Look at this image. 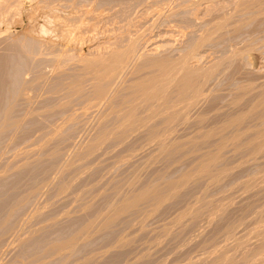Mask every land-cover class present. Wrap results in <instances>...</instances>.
I'll return each instance as SVG.
<instances>
[{
	"label": "rangeland",
	"instance_id": "1",
	"mask_svg": "<svg viewBox=\"0 0 264 264\" xmlns=\"http://www.w3.org/2000/svg\"><path fill=\"white\" fill-rule=\"evenodd\" d=\"M105 1L5 0L7 11L2 12V16L0 14V264H263L264 109L258 105V97L264 92L263 13L250 15L253 19L255 17L254 20L251 18L253 22L250 18L246 20L249 17V14L246 16L247 13H243V17L242 12H237L241 13L238 14L239 17L236 11L231 12L238 0H221L225 4H221L220 0ZM220 8L223 10L220 11ZM226 13H229L228 17L225 16ZM232 15L235 19L236 16L239 18L231 20ZM220 16L227 17L229 27L227 23H223L224 27L215 32V23L219 22ZM241 17V20L249 23L245 21L244 26L240 21ZM185 18L189 20L186 21ZM214 19H218L217 22L213 23ZM184 21L186 22L183 23ZM232 24L238 28L241 25L240 28L244 30L235 28ZM209 26L214 33L211 34V39L196 50L190 64L194 68L197 66L206 69L214 62L218 63L221 59L224 61L210 77L213 81H207L204 96L195 99V105L189 108L187 123L177 124L171 129L165 138L170 142L164 140L168 145L173 140L181 143V148L172 151L173 155L171 152L167 154L164 151V141L158 145L156 141L150 140L151 130L158 133L166 131L163 127L165 125L156 124L159 117L144 126L128 130V133L125 131L127 134H122L125 137L121 135L117 138L122 129L119 123L122 114L120 110L125 99L130 98L127 96L131 92L130 87L154 73L155 67L150 65L153 58L155 61L157 57L158 60L177 59L189 50L190 43L192 45L201 35L209 32ZM121 42L125 44L122 45ZM129 44L135 46V58L120 75L113 76V80L109 78L108 92L98 97L96 93H92L95 75L90 73L91 70L84 69L86 64L98 58H106L112 47L120 49ZM248 45L252 47L249 55L234 56V53ZM141 64L145 66L142 67ZM105 80L107 84L109 80ZM246 85L250 86L249 89ZM52 87L57 89L53 90ZM73 88L79 91L73 93ZM243 89H248V92ZM253 104L259 107L255 108ZM237 116L242 118L243 123L241 119L240 124L228 122ZM228 123L235 125L229 126ZM103 133H108V136L99 139ZM209 133L211 134L208 136ZM256 133L258 137L261 135L262 142L256 137ZM237 134L240 140L234 138ZM205 135L208 136L207 140L203 139ZM254 136L259 141L253 140ZM195 137L199 139L192 142ZM98 139L100 141L97 143H100L93 146ZM187 141L189 143H185ZM248 141L254 142H249L252 148L256 147L254 150H250ZM221 142H225L221 150L216 149L217 143ZM257 142H261V146L258 144L260 148H257ZM90 146L92 151L89 150ZM191 147L193 148L190 149ZM210 150H216L212 154L217 153L215 162H218L213 167L215 169H211V176L199 177L191 170L209 158ZM217 155H220L219 159ZM185 173L191 179L184 186L175 187L179 182L178 178H184ZM168 183L174 184L170 186ZM148 186L156 187L162 193L164 198L161 203L142 200L135 207L116 214V208L126 198L128 200V197H134L135 193ZM113 213L111 222L104 226V218ZM71 238L73 241L67 243Z\"/></svg>",
	"mask_w": 264,
	"mask_h": 264
},
{
	"label": "bare ground",
	"instance_id": "2",
	"mask_svg": "<svg viewBox=\"0 0 264 264\" xmlns=\"http://www.w3.org/2000/svg\"><path fill=\"white\" fill-rule=\"evenodd\" d=\"M9 1V0H8ZM66 1V0H65ZM107 1V0H106ZM105 1V2H106ZM109 1V0H108ZM185 1V0H184ZM190 1V0H189ZM206 1H209V2H211V1H213V0H206ZM228 1V0H227ZM235 0H233V2H234ZM13 2V1H12ZM104 2V3H105ZM134 2V1H133ZM153 2V1H152ZM157 2V1H156ZM181 2V1H180ZM183 2V1H182ZM188 2V1H187ZM187 2L186 3H184V4H187ZM215 2H216V0H215ZM218 2V1H217ZM223 2H224V0H223ZM237 3L234 5V7H233V9L234 10H232L231 12H234V11H236V13L237 12H242V15H243V13H247L246 14V16L248 15L249 17L248 18H246V20L248 19L249 20V18H250V20H251V18L253 19V17H250V15H258V14H260V13H263V15H264V0H238V1H236ZM110 3V2H109ZM114 3V2H113ZM135 3V2H134ZM194 3V2H193ZM203 3V2H202ZM220 3H221V0H220ZM226 3V2H225ZM225 3H221V4H225ZM231 3V2H230ZM8 4V3H7ZM13 4V3H12ZM133 4V3H132ZM213 4V3H212ZM189 5V4H188ZM210 5V4H209ZM214 5H216V3L214 4ZM217 5H218V3H217ZM131 6V5H130ZM186 6V5H185ZM184 6V7H185ZM227 6V5H226ZM59 7V6H58ZM176 7V6H175ZM210 7V6H209ZM60 8V7H59ZM190 8V7H189ZM98 9V8H97ZM123 9V8H122ZM205 9H207V8H205ZM210 9V8H209ZM208 9V10H209ZM214 9V8H213ZM213 9H211V11L213 10ZM219 9V8H218ZM183 10V9H182ZM188 10V9H187ZM186 10V11H187ZM221 10H223L222 8H220V11ZM4 11H7V5H5V0H0V14H1V16H2V12H4ZM135 11V10H134ZM191 11V10H190ZM145 12V11H144ZM180 12V11H179ZM192 12V11H191ZM230 12V13H231ZM42 13V12H41ZM53 13V12H52ZM175 13V12H174ZM189 13V12H188ZM200 13V12H199ZM221 13V12H220ZM225 13V12H224ZM235 13V12H234ZM126 14V13H125ZM130 14V13H129ZM173 14V13H172ZM181 14H183V13H181ZM196 14V13H195ZM229 14V13H228ZM227 13H226V15L225 16H227L228 15ZM241 15V13H237V15ZM4 15V14H3ZM193 15V14H192ZM219 15V14H218ZM224 15H222L223 17H224ZM235 15V14H234ZM234 15H232V16H234ZM238 15V16H239ZM252 15V16H253ZM131 16V15H130ZM194 16V15H193ZM192 16V17H193ZM217 16V15H216ZM222 16H220L219 17V22H217V20H215L216 19V17H214L215 19V21L213 20V23L214 22H217V23H215V27H214V30H216L215 32H217V30L218 31H220V28H222V27H224V25L227 23V26H228V22L226 21L227 19V17H225V18H223ZM230 16V15H229ZM231 16V17H232ZM238 16H236V19L237 18H239ZM107 17V16H106ZM116 17V16H115ZM161 17V16H160ZM222 17V18H221ZM230 17V19L231 20H233V19H235V16L233 17V18H231ZM243 17H244V15H243ZM258 17H260V15L258 16ZM44 18V17H43ZM184 18V17H183ZM191 18V17H190ZM220 18H221V20H220ZM80 19V18H79ZM109 19H110V17H109ZM118 19V18H117ZM186 19V18H185ZM229 19V18H228ZM229 19V21H231ZM235 19V20H236ZM242 19V17L240 18V21H242V23L244 24V22L246 21L245 20V18H243L245 21H243V20H241ZM254 19H255V17H254ZM253 19V20H254ZM73 20V19H72ZM106 20V19H105ZM189 20V19H188ZM187 19H186V21H188ZM192 20H194V19H192ZM191 20V21H192ZM212 20V19H211ZM259 20V19H258ZM41 21V20H40ZM146 21V20H145ZM183 21V20H182ZM186 21H184L183 23H185ZM190 21V22H191ZM226 21V22H225ZM239 21V22H240ZM252 21V20H251ZM257 21V20H256ZM49 22V21H48ZM69 22V21H68ZM195 22V21H194ZM193 22V23H194ZM196 22H198V21H196ZM210 22V21H209ZM238 22V21H237ZM246 22H248V21H246ZM253 22V21H252ZM98 23V22H97ZM132 23V22H131ZM161 23V22H160ZM213 23H212V27H213ZM223 23H225L224 25H223ZM229 23H231V22H229ZM249 23V22H248ZM258 23V22H257ZM262 24H263V22H261ZM260 23V24H261ZM35 23H33V25H34ZM48 24V23H47ZM190 24V23H189ZM195 24H197V23H195ZM239 24V23H238ZM237 24V25H238ZM59 25V24H58ZM128 25V24H127ZM185 25V24H184ZM202 25H204V24H202ZM223 25V26H222ZM233 25V24H232ZM249 25V24H248ZM60 26V25H59ZM101 26V25H100ZM163 26V25H162ZM183 26V25H182ZM187 26V25H186ZM194 26V25H193ZM193 26H191V27H193ZM231 26V25H230ZM233 26H235V25H233ZM240 27H242L241 25H239ZM244 26H245V24H244ZM247 26V25H246ZM49 27V26H48ZM124 27V26H123ZM226 27V26H225ZM229 27V26H228ZM238 28V26L236 27L235 26V28H238V29H241L242 30V28ZM36 28V27H35ZM50 28V27H49ZM61 28V27H60ZM126 28V27H125ZM184 28V27H183ZM182 28V29H183ZM186 28V27H185ZM188 28V27H187ZM190 28V27H189ZM202 28H204V27H202ZM209 28H210V26H209ZM233 28V27H232ZM234 28V29H235ZM251 28V27H250ZM66 29V28H65ZM84 29V28H83ZM205 29H207V28H205ZM224 29V28H223ZM233 29V30H234ZM246 29V28H245ZM258 29V28H257ZM150 30V29H149ZM148 30V31H149ZM208 30V29H207ZM206 30V31H207ZM210 30H211V32H210ZM210 30H208L209 32L207 33H205L204 35H201V37H199L198 39H196V41H194V43H192V45H191V43H190V46H189V50H187V52H184V54L183 55H181V56H179V55H177V56H179L177 59L176 58H174V59H166V60H158V57H157V60L155 61V58H153V60L154 61H151L150 62V65H152V67H155V69H153V71H154V73L152 74V75H150V77L148 78V79H145V80H140V82H138L137 84L135 83V85H133L132 87H130V88H132L131 89V92L130 93H128V95H127V92H126V95L127 96H130V98L129 97H127L126 99H125V102L123 101L124 100V98H123V102H124V106L121 108V112H122V114H121V122L119 121V123H120V126H121V130H120V135H119V137H117V138H120V136L123 134H127L128 133V130H130V129H132V128H134V127H141V125L142 126H144V125H146L147 123H149L151 120H154V118L155 119H157L158 117L160 118V120H158V122L156 123V124H162V125H165V126H163L165 129L164 130H166L165 132H155V131H152L151 130V133H150V140L152 141V140H154V141H156L157 142V144L158 143H164L167 139H165V138H167L168 137V134H170L169 132L171 131V129H173V127H175V126H177V124H184V123H187V120H188V111L190 110L189 108L190 107H192L193 105H195V99H197L198 97H201V96H204V94L206 93V84H208L207 83V81L208 80H212L210 77L213 75V73L218 69V67H220V65H221V63H223V61L224 60H220V62L218 61V63L217 62H214V64L213 65H211V66H208L209 68H206V69H201L200 67L198 68L197 66V68L195 67L194 68V66L192 65V64H190V60L192 59V57L194 56V54H195V52H196V50L198 49L199 50V48L200 47H202V45L204 44V42L205 41H207L210 37H211V34H213L214 32V30H213V28H210ZM213 30V31H212ZM229 30L231 31V29L229 28ZM232 30V32H234ZM240 30V31H241ZM243 30H244V28H243ZM242 30V31H243ZM45 31V30H44ZM65 32H66V30H64ZM63 31V32H64ZM128 31V30H127ZM226 31V30H225ZM229 31V32H230ZM236 31V30H235ZM239 31V32H240ZM65 32L63 33L64 35H65ZM124 32V31H123ZM227 32V31H226ZM237 32H238V30H237ZM259 32H260V30H259ZM69 33H70V31H69ZM220 33V32H219ZM241 33V32H240ZM73 35V34H72ZM103 35V34H102ZM119 35V34H118ZM126 35H128V34H126ZM224 35V34H223ZM239 35V34H238ZM71 36V35H70ZM99 36V35H98ZM121 36V35H120ZM124 36V35H123ZM153 36V35H152ZM198 36V35H197ZM219 36V35H218ZM245 36V35H244ZM58 37V36H57ZM69 37V36H68ZM115 37V36H114ZM119 37V36H118ZM127 37V36H126ZM130 37V36H129ZM128 37V38H129ZM143 37V36H142ZM195 37V36H194ZM213 37V36H212ZM220 37V36H219ZM240 37V36H239ZM246 37V36H245ZM121 38V37H120ZM128 38H127V41H128ZM259 38V37H258ZM131 39V38H130ZM133 39V38H132ZM143 39V38H142ZM188 39V38H187ZM211 39V38H210ZM227 39V38H226ZM238 39V38H237ZM261 39V38H260ZM54 40V39H53ZM121 40V39H120ZM119 40V41H120ZM123 40V39H122ZM124 40H126L125 38H124ZM247 40V39H246ZM31 41V40H30ZM34 41V40H33ZM37 41V40H36ZM114 41V40H113ZM191 41H193V40H191ZM230 41H232V40H230ZM234 41V40H233ZM98 42V41H97ZM109 42V41H108ZM123 42V41H122ZM121 42V43H122ZM211 42H212V40H211ZM237 42V41H236ZM259 42V41H258ZM112 43V42H111ZM120 43V44H121ZM138 43V42H137ZM206 43V42H205ZM255 43V42H254ZM261 43V42H260ZM23 44V43H22ZM77 44V43H76ZM82 44V43H81ZM115 44V43H114ZM123 44H125V42L124 43H122V45ZM155 44V43H154ZM214 44V43H213ZM217 44V43H216ZM40 45V44H39ZM38 44H37V46H39ZM107 45V44H106ZM118 45H119V42H118ZM148 45V44H147ZM250 45V44H249ZM249 45L248 46H246V47H244L245 49H242L241 48V50L239 51L238 50V52H236V53H234V56H236V57H239V56H243V55H249V53H250V50H252V47H249ZM30 46H31V44H30ZM117 46V45H116ZM145 46V45H144ZM210 46V45H209ZM214 46V45H213ZM256 46V45H255ZM259 46V45H258ZM44 47V46H43ZM79 47V46H78ZM101 47V46H100ZM115 47V46H114ZM122 47V46H121ZM124 47V46H123ZM159 47V46H158ZM48 48V47H47ZM52 48V47H51ZM60 48V47H59ZM64 48V47H63ZM82 48V47H81ZM98 48V47H97ZM154 48V47H153ZM156 48V47H155ZM205 48V47H204ZM255 47H253V49H254ZM22 49V48H21ZM34 49H35V45H34ZM33 49V50H34ZM40 49V48H39ZM38 49V50H39ZM137 49V48H136ZM175 49V48H174ZM258 49V48H257ZM19 50V49H18ZM23 50V49H22ZM53 50V49H52ZM197 50V51H198ZM35 51V50H34ZM107 51V50H106ZM184 51V50H183ZM224 51V50H223ZM257 51V50H256ZM100 52V51H99ZM174 52V51H173ZM207 52V51H206ZM222 52V51H221ZM29 53V52H28ZM39 53V52H38ZM108 53V52H107ZM166 53V52H165ZM101 54V53H100ZM155 54V53H154ZM14 55V54H13ZM54 55V54H53ZM87 55V54H86ZM221 55V54H220ZM17 56H19V55H17ZM71 56V55H70ZM99 56V55H98ZM102 56H104V55H102ZM106 56V55H105ZM157 56V55H156ZM222 56H224V55H222ZM61 57V56H60ZM69 57V56H68ZM97 57V56H96ZM95 57V58H96ZM101 57V56H100ZM160 57V56H159ZM163 57V56H162ZM168 57H170V56H168ZM226 57V56H225ZM232 57V56H231ZM42 58H43V56H42ZM135 58V46L133 45V44H129V45H127L126 47H124V48H120V49H118V48H111V51L109 52V54H108V56L105 58H98V59H96V60H92L91 62H89V63H87L86 64V68H84V69H88V70H91V72L90 73H94L93 75H95V84H94V92H92V93H96L95 95H97L98 97H102L105 93H106V91H107V89H108V84L110 83V79H112L113 78V76H116L117 74L118 75H120V73L121 72H123V70H124V68H126L130 63V61L131 60H133ZM233 58H235V57H233ZM17 59H21V58H17ZM23 59V58H22ZM21 59V60H22ZM31 59V58H30ZM82 59V58H81ZM87 59V58H86ZM148 59H150V58H148ZM147 59V60H148ZM161 59V58H160ZM164 59V58H163ZM201 59V58H200ZM231 59V58H230ZM15 60V59H14ZM216 60V59H215ZM228 60V59H227ZM238 60V59H237ZM16 61V60H15ZM143 61V60H142ZM145 61V60H144ZM192 61V60H191ZM194 61H195V59H194ZM228 61H230V60H228ZM227 61V62H228ZM245 61V60H244ZM14 62V61H13ZM49 62V61H48ZM76 62V61H75ZM79 62V61H78ZM148 63H149V61H147ZM28 63V62H27ZM144 62H142V64H143ZM229 63V62H228ZM234 63V62H233ZM38 64V63H37ZM43 64H44V62H43ZM141 64V65H142ZM144 64H146V62L144 63ZM230 64H232V63H230ZM250 64V63H249ZM1 65H3V64H1ZM9 65V64H8ZM36 65V64H35ZM53 65V64H52ZM136 65V64H135ZM148 65V64H147ZM10 66V65H9ZM83 66H85V65H83ZM145 66V65H144ZM143 65H142V67H144ZM149 66V65H148ZM224 66H225V63H224ZM237 66V65H236ZM12 67V66H11ZM46 67V66H45ZM60 67V66H59ZM63 67H65V66H63ZM136 67H138V65L136 66ZM151 67V66H150ZM15 68V67H14ZM38 68V67H37ZM133 68V67H132ZM225 68H227V67H225ZM231 68V67H230ZM242 68V67H241ZM12 69V68H11ZM35 69V68H34ZM71 69V68H70ZM137 69H139V68H137ZM137 69H136V71H137ZM142 69V68H141ZM151 69V68H150ZM150 69H148V70H150ZM15 70H17V69H15ZM20 70V69H19ZM36 70V69H35ZM87 70V71H88ZM140 70V69H139ZM237 70V69H236ZM6 71V70H5ZM22 71V70H21ZM21 71H20V73H21ZM39 71H41V70H39ZM86 71V72H87ZM93 71V72H92ZM132 71V70H131ZM151 71V70H150ZM149 71V72H150ZM152 71V72H153ZM14 72V71H13ZM32 72H34V71H32ZM129 72H130V70H129ZM138 72V71H137ZM6 73V72H5ZM16 73V72H15ZM69 73V72H68ZM146 73H147V71H146ZM151 73V72H150ZM216 73V72H215ZM219 73V72H218ZM217 73V74H218ZM226 73V72H225ZM233 73V72H232ZM22 74V73H21ZM73 74V73H72ZM230 74H231V72H230ZM40 75V74H39ZM69 75V74H68ZM117 75V76H118ZM219 75V74H218ZM217 75V76H218ZM254 75V74H253ZM262 75H264L263 73H262ZM15 76V75H14ZM48 76V75H47ZM62 76V75H61ZM70 76V75H69ZM85 76V75H84ZM87 76V75H86ZM90 76V75H89ZM125 76V75H124ZM146 76V75H145ZM225 76V75H224ZM228 76V75H227ZM6 77V76H5ZM18 77V76H17ZM17 77H16V79H17ZM45 77V76H44ZM55 77V76H54ZM67 77V76H66ZM73 77V76H72ZM127 77V76H126ZM142 77H144L143 75H142ZM221 77V76H220ZM255 77V76H254ZM258 77H261V76H258ZM110 78V79H109ZM229 78V77H228ZM247 78V77H246ZM60 79V78H59ZM69 79V78H68ZM82 79V78H81ZM105 79H108L109 81H108V83L106 84L105 82H106V80ZM139 79V78H138ZM258 79V78H257ZM261 79V78H260ZM55 80V79H54ZM57 80V79H56ZM73 80V79H72ZM80 80V79H79ZM105 80V81H104ZM113 80V79H112ZM253 80V79H252ZM256 80V79H255ZM44 81V80H43ZM77 81V80H76ZM89 81V80H88ZM213 81V80H212ZM251 81V80H250ZM1 82V81H0ZM13 82V81H12ZM23 82V81H22ZM26 82V81H25ZM29 82V81H28ZM31 82V81H30ZM133 82H134V80H133ZM132 82V83H133ZM222 82V81H221ZM38 83V82H37ZM65 83V82H64ZM93 83H94V81H93ZM9 84V83H8ZM16 84H17V82H16ZM27 84V83H26ZM25 84V85H26ZM73 84V83H72ZM112 84V83H111ZM255 84H256V82H255ZM31 85V84H30ZM49 85V84H48ZM76 86H77V84H75ZM115 85V84H114ZM221 85V84H220ZM51 86V85H50ZM75 86V87H76ZM93 86V85H92ZM244 86V85H243ZM247 86V85H246ZM245 86V87H246ZM7 87V86H6ZM14 87V86H13ZM74 87V86H73ZM117 87V86H116ZM249 87L250 86H247V88L249 89ZM64 88V87H63ZM62 88V89H63ZM71 88V87H70ZM77 88V87H76ZM76 88H73L75 91H73V89H72V91H73V93H76L77 91H79V89L78 90H76ZM81 88V87H80ZM91 88V87H90ZM113 87H111V89H112ZM218 88V87H217ZM237 88V87H236ZM242 88V87H241ZM244 88V87H243ZM52 89H53V87H52ZM51 89V90H52ZM55 89H57V88H55ZM55 89H53V90H55ZM223 89V88H222ZM248 89H243V90H248ZM260 90H261V88H259ZM258 89V90H259ZM86 90V89H85ZM241 90V89H240ZM242 90V91H243ZM263 90V89H262ZM17 91V90H16ZM16 91H14V92H16ZM21 91V90H20ZM129 91H130V89H129ZM49 92V91H48ZM55 92V91H54ZM108 92V91H107ZM241 92V91H240ZM243 92H245V91H243ZM248 92V91H247ZM247 92H246V94H247ZM30 93V92H29ZM69 93V92H68ZM72 93V94H73ZM115 93H116V91H115ZM264 93V92H263ZM261 94L262 96H260V97H258V102H259V106L261 107H263L262 109H264V94ZM45 94V93H44ZM84 94V93H83ZM86 94H87V92H86ZM113 94V93H112ZM121 94V93H120ZM89 95V94H88ZM94 95V96H95ZM243 95H244V93H243ZM249 95V94H248ZM20 96V95H19ZM67 96V95H66ZM84 96V95H83ZM96 96V97H97ZM106 96V95H105ZM25 97V96H24ZM89 97V96H88ZM96 97H94V99L96 98ZM112 97V96H111ZM125 97V96H124ZM211 97V96H210ZM240 97V96H239ZM62 98V97H61ZM91 98V97H90ZM104 98V97H103ZM260 98V99H259ZM25 99V98H24ZM69 99V98H68ZM99 99V98H98ZM97 99V100H98ZM101 99V98H100ZM121 99V98H120ZM72 100V99H71ZM238 100V99H237ZM8 101V100H7ZM18 101V100H17ZM51 101V100H50ZM235 101H236V99H235ZM253 101V100H252ZM86 102V101H85ZM123 102H121V104H123ZM196 102H197V100H196ZM202 102V101H201ZM251 102V101H250ZM249 102V103H250ZM257 102V103H258ZM55 103H56V101H55ZM90 103V102H89ZM97 103V102H96ZM242 103H244L243 101H242ZM32 104H33V102H32ZM102 104V103H101ZM115 104H116V102H115ZM114 104V105H115ZM218 104V103H217ZM231 104V103H230ZM73 105H74V103H73ZM250 105V104H249ZM254 105V104H253ZM110 106V105H109ZM207 106V105H206ZM255 106V105H254ZM253 106V107H254ZM256 106H257V104H256ZM256 106H255V108H256ZM259 106H257V107H259ZM30 107V106H29ZM72 107V106H71ZM6 108V107H5ZM45 108V107H44ZM13 109H15L14 108V106H13ZM30 109V108H29ZM72 109V108H71ZM107 109V108H106ZM141 109V110H140ZM258 109V108H257ZM2 110V109H1ZM109 110V109H108ZM251 110H253V109H250V111ZM4 111V110H3ZM8 111V110H7ZM72 111V110H71ZM106 111V110H105ZM114 111H115V108H114ZM262 111V110H261ZM264 111V110H263ZM262 111V112H263ZM63 112V111H62ZM104 112V111H103ZM193 112V111H192ZM233 112V111H232ZM244 112V111H243ZM249 112V111H248ZM259 112V111H258ZM67 113V112H66ZM101 113V112H100ZM106 113V112H105ZM115 113V112H114ZM117 113V112H116ZM120 113V112H119ZM197 113V112H196ZM199 113H201V112H199ZM230 113V112H229ZM246 113H247V111H246ZM261 113V112H260ZM252 114H253V112H252ZM10 115V114H9ZM103 115V114H102ZM239 115H240V113H239ZM244 116H246L245 114H243ZM242 115V116H243ZM257 115V114H256ZM263 115V114H262ZM19 116V115H18ZM73 116V115H72ZM78 116H79V114H78ZM107 116V115H106ZM235 116V115H234ZM243 116V119L245 118ZM247 116H249V115H247ZM63 117V116H62ZM69 117V116H68ZM76 117V116H75ZM206 117V116H205ZM222 117H223V115H222ZM255 117V116H254ZM257 117H258V115H257ZM80 118V117H79ZM92 118V117H91ZM197 118V117H196ZM231 118V117H230ZM249 118V117H248ZM262 118H264V117H262ZM261 118V119H262ZM5 119V118H4ZM57 119V118H56ZM115 119V118H114ZM234 120L233 121H228V122H236L237 124H240V122L242 121V123H243V120H242V118H240L239 116H237V118L235 119V118H233ZM240 119H241V121H240ZM247 119V118H246ZM253 119V118H252ZM60 120V119H59ZM113 120V119H112ZM223 120V119H222ZM255 120H258V118L257 119H255ZM17 121V120H16ZM83 121V120H82ZM203 121V120H202ZM247 121V120H246ZM249 121V120H248ZM57 122H59V121H57ZM115 122V121H114ZM198 122V121H197ZM239 122V123H238ZM264 122V121H263ZM19 123V122H18ZM215 123V122H214ZM227 123V122H226ZM247 123V122H246ZM262 123V122H261ZM20 124V123H19ZM229 124H232V123H228L227 125H229ZM260 124V123H259ZM110 125V124H109ZM149 125V124H148ZM209 125V124H208ZM207 125V126H208ZM233 125V124H232ZM235 125V124H234ZM233 125V126H234ZM244 125V124H243ZM243 125H241V126H243ZM248 125V124H247ZM261 125V124H260ZM1 126V125H0ZM48 126V125H47ZM72 126V125H71ZM153 126V125H152ZM193 126V125H192ZM219 126V125H218ZM223 126V125H222ZM230 126V125H229ZM232 126V127H233ZM238 126H240V125H238ZM254 126V125H253ZM5 127V126H4ZM6 127H7V125H6ZM73 127V126H72ZM147 127V126H146ZM156 127V126H155ZM154 127V128H155ZM188 127V126H187ZM212 127H214L213 125H212ZM217 127V126H216ZM243 127H245V126H243ZM249 127V126H248ZM262 127H264V126H262ZM19 128V127H18ZM38 128V127H37ZM105 128V127H104ZM193 128V127H192ZM205 128V127H204ZM220 129H221V126L219 127ZM226 128V127H225ZM230 128V127H229ZM228 128V129H229ZM233 128H235V127H233ZM256 128V127H255ZM258 128V127H257ZM152 129V128H151ZM157 129V128H156ZM155 129V130H156ZM187 129H189V128H187ZM245 129V128H244ZM243 129V130H244ZM261 129V128H260ZM21 130V129H20ZM59 130V129H58ZM69 130H71V129H69ZM93 130V129H92ZM154 130V129H153ZM163 130V131H164ZM183 130V129H182ZM186 130V129H185ZM196 130V129H195ZM212 131H213V129H211ZM224 130V129H223ZM249 130V129H248ZM263 130V129H262ZM262 130L260 131L261 132V134H262ZM66 131H68V130H66ZM125 131H127V133L125 132ZM132 131V130H131ZM159 131V130H158ZM199 131V130H198ZM209 131V130H208ZM212 131H210L211 133H212ZM219 131V130H218ZM228 131V130H227ZM238 131V130H237ZM258 131V130H257ZM21 132H22V130H21ZM74 132V131H73ZM98 132V131H97ZM106 132V131H105ZM150 132V131H149ZM214 132H216V131H214ZM232 132V131H231ZM25 133V132H24ZM28 133V132H27ZM48 133V132H47ZM82 133V132H81ZM183 133V132H182ZM206 133H207V131H206ZM211 133H209L208 134V136L211 134ZM219 133H220V131H219ZM230 133V132H229ZM241 133H242V131H241ZM247 133V132H246ZM253 133V132H252ZM259 133V132H258ZM258 133H256V137L257 138H259V140H260V137H261V135L259 134V136L260 137H258L257 135H258ZM22 134V133H21ZM88 134V133H87ZM94 134H95V132H94ZM100 134V133H99ZM108 134V133H107ZM106 134V135H107ZM137 134V133H136ZM149 134V133H148ZM147 134V135H148ZM221 134V133H220ZM223 134H224V132H223ZM228 134V133H227ZM232 134V133H231ZM24 135V134H23ZM43 135V134H42ZM59 135V134H58ZM104 133L100 136V137H102V138H99V139H104L105 138V136L106 135H104ZM122 135V136H123ZM176 135V134H175ZM197 135V134H196ZM207 135V134H206ZM206 135H205V137H206ZM222 135V134H221ZM233 135V134H232ZM30 136V135H29ZM96 136V135H95ZM108 136V135H107ZM109 136H110V134H109ZM114 136H117V134L116 135H113V137ZM178 136V135H177ZM180 136V135H179ZM187 136V135H186ZM207 136V137H208ZM214 136H215V133H214ZM217 136V135H216ZM225 136V135H224ZM237 136V137H236ZM236 136H234V138H238V134L236 135ZM247 136V135H246ZM263 136V135H262ZM26 137V136H25ZM43 137H45V136H43ZM77 137V136H76ZM93 138H94V136H92ZM104 137V138H103ZM123 137H125V136H123ZM170 137V136H169ZM203 138V139H206L207 140V137L206 138ZM213 137V136H212ZM229 137V136H228ZM116 138V139H117ZM149 138V137H148ZM210 138V137H209ZM231 138H232V136H231ZM234 138L233 139H231L232 140V142H233V140H234ZM243 138V137H242ZM245 138V137H244ZM253 138V137H252ZM251 138V139H252ZM257 138H255V136H254V138H253V140H255V139H257ZM263 138V137H262ZM261 138V139H262ZM42 139V138H41ZM69 139V138H68ZM84 139V138H83ZM96 140V142H94L93 143V146H94V144L95 143H97V141H100V140ZM115 139V138H114ZM125 139V138H124ZM142 139V138H141ZM147 139V138H146ZM145 139V140H146ZM177 139V138H176ZM195 139H199V137H195V138H193V140H192V142L195 140ZM200 139H201V137H200ZM223 139V138H222ZM221 139V140H222ZM230 139V138H229ZM38 140V139H37ZM67 140V139H66ZM165 140V141H164ZM169 140V139H168ZM167 140V141H168ZM173 140V139H172ZM171 140V141H172ZM191 140V139H190ZM219 140V139H218ZM238 140H240L239 138H238ZM248 140H250L249 138H248ZM258 140V139H257ZM256 140V141H257ZM258 140V141H259ZM95 141V140H94ZM136 142L138 141V140H135ZM140 141V140H139ZM164 141V142H163ZM222 141H224V140H222ZM236 141H237V139H236ZM245 141H247V140H245ZM244 141V142H245ZM261 141V140H260ZM263 141V140H262ZM261 141V142H262ZM35 142V141H34ZM37 142V141H36ZM57 142V141H56ZM107 142V141H106ZM130 142V141H129ZM153 142V141H152ZM169 142H170V140H169ZM191 142V144H193ZM195 142H198V140L197 141H195ZM208 142V141H207ZM220 142V141H219ZM230 142V141H229ZM249 142H253V141H248L247 142V145L248 146H250L251 145V143H249ZM261 142H260V144L257 142V143H255L256 145H257V148L259 147V145L261 146ZM100 142H98L97 143V145L99 144ZM111 143V142H110ZM167 145H168V143L167 142H165ZM175 143V144H174ZM185 143H189V141H187V142H185ZM184 142L182 143L183 145L185 144ZM203 143V142H202ZM215 143V142H214ZM225 143V142H224ZM223 142H221V143H217V146H218V144H220L218 147L217 146H215L216 147V149L218 148H220L219 150H221V147H222V144H224ZM239 143V142H238ZM242 143V142H241ZM240 143V144H241ZM254 143V142H253ZM252 143V144H253ZM153 144V143H152ZM165 144V146H164V151L167 153V154H170V152L172 153V155H173V152L172 151H174V150H178L179 148H181V143H176V142H174V140L172 141V143L170 144V145H166ZM190 144V145H191ZM227 144H228V142H227ZM231 144V143H230ZM234 144H236V143H234ZM244 144H246V143H244ZM250 144V145H249ZM259 144V145H258ZM97 145H96V148H97ZM130 145V144H129ZM141 145V144H140ZM147 145V144H146ZM159 145V144H158ZM194 145H196V143H194ZM205 145V144H204ZM238 145V144H237ZM242 145H243V143H242ZM246 145V146H247ZM108 146V145H107ZM137 146H139V145H137ZM148 146V145H147ZM162 146V145H161ZM205 146H207V144L205 145ZM239 146V145H238ZM245 146V145H244ZM252 146H255V145H252ZM153 147V146H152ZM183 147V146H182ZM190 147V146H189ZM214 147V146H213ZM230 147V146H229ZM243 147V146H242ZM251 147V146H250ZM250 147H248V148H250ZM264 147V146H263ZM48 148V147H47ZM104 148V147H103ZM116 148V147H115ZM128 148V147H127ZM193 147H191L190 149H192ZM202 148V147H201ZM207 148V147H206ZM211 148V147H210ZM241 148V147H240ZM252 148V147H251ZM250 148V150H254L253 148L251 149ZM260 148V147H259ZM126 149V148H125ZM188 149V148H187ZM238 149V148H237ZM242 149V148H241ZM246 149V148H245ZM89 150H91V146L89 147ZM117 150V149H116ZM136 150V149H135ZM138 150V149H137ZM218 150V151H219ZM226 150V149H225ZM249 150V151H250ZM45 151V150H44ZM49 151H50V149H49ZM92 151V150H91ZM133 151V150H132ZM156 151V150H155ZM211 151V150H210ZM80 152V151H79ZM113 152V151H112ZM117 152H118V150H117ZM175 152V151H174ZM190 152V151H189ZM206 152V151H205ZM215 153L216 152V150H214V151H211L209 154H210V156H209V158L207 157L206 158V160L204 161H202L200 164H199V166H197L196 168L194 167V169H196V171L193 169V170H191V171H193V172H195V174L196 175H198L199 177H201V176H203V175H205V176H211V172H212V170L211 169H215V168H213L214 166H215V164H216V162H218V161H216L215 162V159H216V154L214 155V154H212V153ZM220 152V151H219ZM229 152V151H228ZM245 152H247V151H245ZM262 152V151H261ZM38 153V152H37ZM45 153V152H44ZM51 153H52V151H51ZM55 153H56V151H55ZM76 153V152H75ZM188 153V152H187ZM203 153V152H202ZM207 153V154H208ZM249 153H251V151L249 152ZM259 153V152H258ZM263 153V152H262ZM46 154V153H45ZM50 154V153H49ZM59 154V153H58ZM117 154V153H116ZM176 154V153H175ZM178 154V153H177ZM182 154V153H181ZM208 154V155H209ZM212 154V155H211ZM232 154V153H231ZM241 154V153H240ZM264 154V153H263ZM262 154V155H263ZM52 155V154H51ZM77 155H78V153H77ZM122 155V154H121ZM128 155V154H127ZM131 155V154H130ZM146 155V154H145ZM156 155V154H155ZM185 155V154H184ZM188 155H189V153H188ZM200 155V154H199ZM198 155V156H199ZM203 155V154H202ZM207 155V156H208ZM73 156V155H72ZM76 156V155H75ZM93 156V155H92ZM124 156V155H123ZM163 156V155H162ZM166 156H168V155H166ZM175 156V155H174ZM190 156V155H189ZM201 156V155H200ZM218 157V159L220 158L219 156L220 155H217ZM229 156V155H228ZM74 157V156H73ZM108 157V156H107ZM112 157V156H111ZM164 157V156H163ZM169 157V156H168ZM180 157V156H179ZM241 157V156H240ZM254 157H256L255 155H254ZM263 157H264V155H263ZM131 158V157H130ZM156 158V157H155ZM166 158V157H165ZM252 158H253V156H252ZM112 159V158H111ZM110 159V160H111ZM204 159V158H203ZM81 160V159H80ZM128 160V159H127ZM161 160H163V159H161ZM179 160V159H178ZM222 160V159H221ZM231 160V159H230ZM99 161H100V159H99ZM192 161H194V160H192ZM54 162V161H53ZM173 162H175V161H173ZM179 162V161H178ZM185 162V161H184ZM191 162V161H190ZM189 162V163H190ZM198 162V161H197ZM221 162V161H220ZM224 162V161H223ZM226 162V161H225ZM43 163H44V161H43ZM89 163V162H88ZM135 163V162H134ZM136 163H137V161H136ZM140 163H142V162H140ZM227 163V162H226ZM225 163V164H226ZM51 164V163H50ZM133 164V163H132ZM160 164V163H159ZM196 164V163H195ZM122 165H123V163H122ZM129 165V164H128ZM172 165V164H171ZM170 165V166H171ZM189 165V164H188ZM193 165V164H192ZM71 166V165H70ZM130 166V165H129ZM137 166V165H136ZM169 166V165H168ZM169 166V167H170ZM7 167V166H6ZM44 167V166H43ZM186 167V166H185ZM79 168V167H78ZM99 168H101V167H99ZM142 168V167H141ZM147 168V167H146ZM191 168V167H190ZM193 168V167H192ZM258 168V167H257ZM140 169V168H139ZM217 169V168H216ZM102 170V169H101ZM160 170V169H159ZM190 170V169H189ZM221 170V169H220ZM261 170V169H260ZM262 170H264V168H262ZM133 171V170H132ZM155 171V170H154ZM183 171V170H182ZM187 171V170H186ZM255 171H257V169L255 170ZM135 172V171H134ZM218 172V171H217ZM252 172V171H251ZM128 173V172H127ZM130 173V172H129ZM154 173V172H153ZM164 173V172H163ZM170 173V172H169ZM184 173V172H183ZM188 173H189V171H188ZM187 173V174H188ZM224 173V172H223ZM248 173V172H247ZM256 173V172H255ZM262 173H263V171H262ZM83 174V173H82ZM182 174V173H181ZM190 174V173H189ZM189 174L188 175H186V173H185V175H184V178H182L181 180L178 178V180H179V182L177 183V184H175L174 186L176 187V185L178 186H180V185H183V184H185L187 181H188V179L190 180L191 179V176H194L193 174H192V172H191V176H189ZM225 174V173H224ZM180 175V174H179ZM213 175V174H212ZM221 176H222V174H220ZM245 175V174H244ZM248 175V174H247ZM264 175V174H263ZM197 176V177H198ZM204 176V177H205ZM242 176V175H241ZM250 176V175H249ZM258 176V175H257ZM64 177V176H63ZM86 177V176H85ZM157 177V176H156ZM198 177V178H199ZM220 177V176H219ZM243 177V176H242ZM251 177V176H250ZM161 178V177H160ZM194 177H192V179H193ZM196 178V177H195ZM212 178H213V176H212ZM258 178H260V177H258ZM262 178V177H261ZM108 179V178H107ZM147 179V178H146ZM241 179V178H240ZM250 179V178H249ZM253 179V178H252ZM87 180V179H86ZM168 180H169V178H168ZM200 180V179H199ZM247 180H248V178H247ZM256 180V179H255ZM70 181V180H69ZM159 181V180H158ZM206 181V180H205ZM246 181V180H245ZM59 182V181H58ZM143 182V181H142ZM203 182H204V180H203ZM209 182V181H208ZM211 182V181H210ZM262 182V181H261ZM114 183V182H113ZM121 183V182H120ZM200 183V182H199ZM198 183V184H199ZM207 183V182H206ZM253 183H255V182H253ZM88 184V183H87ZM158 184V183H157ZM169 184V183H168ZM174 183H170L169 185L170 186H172ZM188 184V183H187ZM190 184V183H189ZM242 184V183H241ZM60 185H61V183H60ZM114 185V184H113ZM166 185V184H165ZM205 185V184H204ZM230 185V184H229ZM74 186V185H73ZM129 186V185H128ZM143 186V185H142ZM172 187V189L174 190L175 189V187ZM184 186V185H183ZM182 186V187H183ZM227 186H228V183H227ZM233 186V185H232ZM237 186V185H236ZM253 186V185H252ZM261 186V185H260ZM88 187V186H87ZM161 187H163V186H161ZM195 187V186H194ZM202 187V186H201ZM222 187H224V186H222ZM239 187V186H238ZM258 187V186H257ZM35 188V187H34ZM121 188V187H120ZM124 188V187H123ZM145 188V187H144ZM142 188V191L141 190H139V192L136 194L135 193V196L134 197H131L130 196V199H129V197H128V200H126L125 199V201L121 204V205H119V207H117L115 210H116V214L117 213H119V212H124V211H126V210H129L130 208H133V206L135 207V205L140 201H144V200H149V201H151V200H153V202H156V203H161V201L163 200V195H161L160 194V191L156 188V187H153V186H148L147 188ZM165 188V187H164ZM180 188V187H179ZM248 187H246V189H247ZM251 188H253V187H251ZM118 189V188H117ZM140 189V188H139ZM166 189H167V187H166ZM234 189V188H233ZM58 190H60V189H58ZM134 190V189H133ZM138 190V189H137ZM168 190V189H167ZM177 190V189H176ZM196 190V189H195ZM221 190V189H220ZM222 190H223V188H222ZM242 190V189H241ZM255 190V189H254ZM260 190V189H259ZM79 191V190H78ZM179 191V190H178ZM64 192V191H63ZM214 192V191H213ZM264 192V191H263ZM107 193V192H106ZM128 193V192H127ZM169 193V192H168ZM171 193H174V192H172L171 191ZM187 193H188V191H187ZM194 193V192H193ZM204 193V192H203ZM221 194V193H220ZM252 194H253V192H252ZM256 194H257V192H256ZM78 195V194H77ZM175 195V194H174ZM193 195V194H192ZM249 195H250V193H249ZM254 195V194H253ZM5 196V195H4ZM17 196V195H16ZM84 196V195H83ZM108 196H109V194H108ZM170 196V195H169ZM185 196V195H184ZM194 196V195H193ZM204 196V195H203ZM212 196V195H211ZM216 196H219L218 194L216 195ZM224 196V195H223ZM223 196H221V197H223ZM25 197H26V195H25ZM27 198V197H26ZM93 198V197H92ZM204 198V197H203ZM218 198V197H217ZM251 198V197H250ZM259 198V197H258ZM20 199V198H19ZM84 199V198H83ZM176 199V198H175ZM228 199V198H227ZM7 200V199H6ZM87 200V199H86ZM263 200V199H262ZM85 201V200H84ZM209 201V200H208ZM17 202H20V201H17ZM21 202H23L22 200H21ZM206 202V201H205ZM212 202V201H211ZM253 202V201H252ZM8 203V202H7ZM152 203V202H151ZM210 203V202H209ZM220 203V202H219ZM261 203V202H260ZM119 204V203H118ZM150 204V203H149ZM2 205V204H1ZM81 205V204H80ZM260 205V204H259ZM263 205V204H262ZM12 206V205H11ZM82 206V205H81ZM90 206V205H89ZM193 206V205H192ZM200 206H202L201 204H200ZM213 206H214V204H213ZM223 206V205H222ZM253 206V205H252ZM83 207V206H82ZM91 207V206H90ZM238 207V206H237ZM245 207V206H244ZM81 208V207H80ZM140 208V207H139ZM198 208V207H197ZM209 208V207H208ZM239 208V207H238ZM12 209V208H11ZM38 209V208H37ZM89 209V208H88ZM252 209V208H251ZM152 210H154V209H152ZM201 210V209H200ZM212 210V209H211ZM219 210V209H218ZM262 210V209H261ZM7 211V210H6ZM188 211V210H187ZM204 211V210H203ZM241 211V210H240ZM239 211V212H240ZM137 212V211H136ZM142 212V211H141ZM189 212V211H188ZM201 212V211H200ZM206 212V211H205ZM218 212V211H217ZM250 212V211H249ZM253 212H254V209H253ZM263 212V211H262ZM148 213H149V211H148ZM209 213V212H208ZM221 213V212H220ZM236 213H237V211H236ZM242 213V212H241ZM256 213V212H255ZM95 214V213H94ZM115 213H113L111 216H106L104 219V226H107V224H109L110 222H111V220L113 219V215H114ZM196 214V213H195ZM199 214V213H198ZM211 214V213H210ZM213 214V213H212ZM247 214V213H246ZM251 214V213H250ZM234 215V214H233ZM98 216V215H97ZM135 216V215H134ZM195 216H197V215H195ZM245 216V215H244ZM11 217V216H10ZM115 217V216H114ZM123 217H125V216H123ZM198 217H200V216H198ZM205 217V216H204ZM209 217H210V215H209ZM208 217V218H209ZM234 217V216H233ZM243 217V216H242ZM259 217V216H258ZM98 218V217H97ZM214 218V217H213ZM239 218V217H238ZM234 219V218H233ZM233 219H232V221H233ZM242 219V218H241ZM1 220V219H0ZM197 220V219H196ZM205 220V219H204ZM231 220V219H230ZM250 220V219H249ZM253 220H254V218H253ZM103 221V220H102ZM188 221H190V220H188ZM258 221V220H257ZM196 222V221H195ZM245 222V221H244ZM254 222V221H253ZM97 223V222H96ZM231 223V222H230ZM261 223V222H260ZM264 223V222H263ZM7 224V223H6ZM227 224H229V223H227ZM232 224V223H231ZM230 224V225H231ZM255 224H256V222H255ZM190 225H192V224H190ZM197 225V224H196ZM195 225V226H196ZM86 226H88V225H86ZM81 227V226H80ZM85 227V226H84ZM83 227V228H84ZM82 228V229H83ZM223 228V227H222ZM237 228H238V226H237ZM255 228V227H254ZM6 229V228H5ZM230 229V228H229ZM245 229H246V227H245ZM248 229H250V228H248ZM261 229V228H260ZM79 230V229H78ZM83 230H85V229H83ZM35 231H36V229H35ZM222 231V230H221ZM257 232V231H256ZM258 233H260L261 234V231L259 232L258 231ZM71 234V233H70ZM219 234V233H218ZM243 234V233H242ZM246 234V233H245ZM249 234V233H248ZM256 234V233H255ZM264 234V233H263ZM31 235V234H30ZM226 235V234H225ZM252 235V234H251ZM220 236V235H219ZM237 236V235H236ZM214 237V236H213ZM229 237V236H228ZM243 237V236H242ZM241 237V238H242ZM78 238V237H77ZM212 238V237H211ZM254 238V237H253ZM263 238V237H262ZM73 238H71L67 243H71L73 240H72ZM224 240V239H223ZM255 240V239H254ZM253 240V241H254ZM29 241V240H28ZM37 241V240H36ZM261 241V240H260ZM264 241V240H263ZM223 242V241H222ZM251 242V241H250ZM225 243V242H224ZM238 243V242H237ZM65 244V243H64ZM217 244V243H216ZM257 244V243H256ZM69 245H71V244H69ZM214 245V244H213ZM67 246H68V244H67ZM66 247V246H65ZM69 247V246H68ZM225 247V246H224ZM257 247V246H256ZM233 248V247H232ZM263 248V247H262ZM225 249V248H224ZM257 249V248H256ZM227 250V249H226ZM263 250V249H262ZM232 251V250H231ZM248 252V251H247ZM252 252V251H251ZM259 252V251H258ZM221 253V252H220ZM245 253H246V251H245ZM204 254V253H203ZM206 254V253H205ZM221 254H223V253H221ZM234 254V253H233ZM259 255H261V254H259ZM237 256V255H236ZM246 256V255H245ZM250 256V255H249ZM223 257V256H222ZM225 257V256H224ZM251 257V256H250ZM209 258V257H208ZM220 258V257H219ZM241 258V257H240ZM246 259V258H245ZM254 259V258H253ZM257 259V258H256ZM209 260V259H208ZM228 260V259H227ZM251 260H252V258H251ZM222 261V260H221ZM237 261H239V260H237ZM206 262V261H205ZM208 262V261H207ZM235 262V261H234ZM246 262H248L247 260H246ZM250 262V261H249ZM253 262V261H252ZM255 262V261H254ZM213 263H214V261H213ZM221 263V262H220ZM203 264V263H202ZM209 264V263H208ZM221 264H223V262L221 263ZM228 264V263H227ZM251 264V263H250ZM264 264V263H263Z\"/></svg>",
	"mask_w": 264,
	"mask_h": 264
}]
</instances>
